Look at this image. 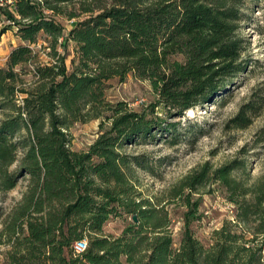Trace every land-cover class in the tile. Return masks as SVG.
Segmentation results:
<instances>
[{"label": "trees", "instance_id": "1", "mask_svg": "<svg viewBox=\"0 0 264 264\" xmlns=\"http://www.w3.org/2000/svg\"><path fill=\"white\" fill-rule=\"evenodd\" d=\"M8 4L3 12L13 25L1 33L12 28L21 43L0 66V191L24 175L27 182L0 231L3 264H264V175L241 177L244 159L233 157L217 166L206 161L179 179L169 191L185 206L174 247L165 205L137 187L135 166L151 167L124 150L155 130L173 132L175 121L167 118L223 100L250 70L249 40L242 35L245 0ZM58 16L74 20L65 35ZM258 29L264 36V23ZM40 38L48 61L38 60L33 48ZM67 42L69 65L59 50ZM129 74L147 80L156 96L146 109L106 97L109 80ZM256 105L237 114V126L248 123ZM91 119L99 120L97 136L87 149H72L69 128ZM209 183L222 190L234 213L204 245L190 223L199 218L200 199L193 196ZM122 215L129 220L120 233L106 232L107 221ZM80 240L86 244L77 251Z\"/></svg>", "mask_w": 264, "mask_h": 264}, {"label": "rangeland", "instance_id": "2", "mask_svg": "<svg viewBox=\"0 0 264 264\" xmlns=\"http://www.w3.org/2000/svg\"><path fill=\"white\" fill-rule=\"evenodd\" d=\"M8 3L9 0L0 1V66L5 65L6 55L11 48L21 43L12 28L1 33V29L7 25L3 7H7ZM243 11L245 18L242 22V35L249 40L247 54L253 59L249 64L250 70L239 76L223 100L216 98L212 102L188 109L181 115L167 118V121H175L173 132L155 130L153 137L137 139L124 146L127 153L142 156L151 167V171H147L135 166L137 187L144 197L155 204L158 202L165 205L170 217L174 247L178 246L181 238V216L185 206L179 199L170 198L169 191L179 179L206 161L217 166L233 157L244 159V168L239 170L241 177L251 181L264 175V36L258 29L264 23V0H245ZM56 20L63 24L64 35L74 21L59 16ZM42 43L40 38L33 48L38 52L37 59L44 62L49 58L45 54L47 50L41 47ZM65 47L61 45L59 50L66 53L69 65L72 43L67 42ZM109 83L106 97L111 101L125 100L130 107L141 110L156 100L149 82L132 74L127 75L123 81L113 78ZM250 103L257 105L255 110L247 114L248 123L237 126L233 119ZM155 110L163 115L162 105L156 106ZM98 122V119H91L74 123L69 128L71 148L87 149L98 134ZM17 165L18 161H15L10 168L14 169ZM26 182L24 175L15 187L0 191V231L7 222L8 213L20 199ZM200 191V194L193 196L200 199L197 210L199 218L193 220L190 226L194 236L202 244L208 245L212 231L220 227L224 220L233 217L234 207L216 184L209 183ZM128 220L126 215L112 217L105 224V231L118 234ZM3 240L4 234H1L0 264L4 263L6 249Z\"/></svg>", "mask_w": 264, "mask_h": 264}, {"label": "built area", "instance_id": "3", "mask_svg": "<svg viewBox=\"0 0 264 264\" xmlns=\"http://www.w3.org/2000/svg\"><path fill=\"white\" fill-rule=\"evenodd\" d=\"M2 1V0H0ZM12 0H9V3L11 2ZM6 22L7 24H11L13 25V21L9 20V19H6ZM85 240H80V241H76L75 244H74V248L77 250V251H80L82 250L84 247H85Z\"/></svg>", "mask_w": 264, "mask_h": 264}, {"label": "water", "instance_id": "4", "mask_svg": "<svg viewBox=\"0 0 264 264\" xmlns=\"http://www.w3.org/2000/svg\"><path fill=\"white\" fill-rule=\"evenodd\" d=\"M132 218H133V220H136V216L135 215H133Z\"/></svg>", "mask_w": 264, "mask_h": 264}, {"label": "crops", "instance_id": "5", "mask_svg": "<svg viewBox=\"0 0 264 264\" xmlns=\"http://www.w3.org/2000/svg\"><path fill=\"white\" fill-rule=\"evenodd\" d=\"M7 56V55H6Z\"/></svg>", "mask_w": 264, "mask_h": 264}]
</instances>
